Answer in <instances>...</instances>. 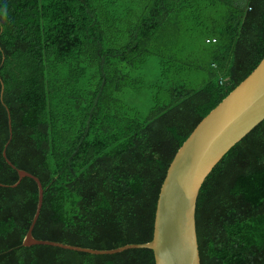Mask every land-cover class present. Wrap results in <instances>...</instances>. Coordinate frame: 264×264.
<instances>
[{"label": "trees", "instance_id": "obj_1", "mask_svg": "<svg viewBox=\"0 0 264 264\" xmlns=\"http://www.w3.org/2000/svg\"><path fill=\"white\" fill-rule=\"evenodd\" d=\"M263 57L264 0H0V264H155L22 246L38 189L16 168L43 187L34 237L147 242L177 149ZM195 223L200 264H264V119L204 179Z\"/></svg>", "mask_w": 264, "mask_h": 264}, {"label": "water", "instance_id": "obj_2", "mask_svg": "<svg viewBox=\"0 0 264 264\" xmlns=\"http://www.w3.org/2000/svg\"><path fill=\"white\" fill-rule=\"evenodd\" d=\"M8 117L10 126L9 114ZM263 119L264 57L196 124L177 149L159 188L152 238L147 242L128 243L111 249L82 247L34 237L32 229L43 201L42 184L37 176L16 168L7 158L4 148L2 155L5 161L18 173L17 181L11 186L18 185L23 177H30L38 189L35 211L21 245H51L90 254L148 248L153 252L155 264H200L195 223L199 189L222 156Z\"/></svg>", "mask_w": 264, "mask_h": 264}, {"label": "rangeland", "instance_id": "obj_3", "mask_svg": "<svg viewBox=\"0 0 264 264\" xmlns=\"http://www.w3.org/2000/svg\"><path fill=\"white\" fill-rule=\"evenodd\" d=\"M120 2L124 1V0H119ZM136 1H139V0H130V3H134ZM156 71V66L154 64V62H148L147 64V76L149 78H152V75L154 74V72ZM205 78V75L200 72V71H193L191 73V76H190V79L188 81V85L192 86V87H197L199 85H201V83L203 82ZM146 91H149L148 88L146 89ZM148 95V93H147ZM161 98L165 99L166 98V93L165 91L164 92H161ZM141 100L147 105L150 107L151 105V99L147 96H144L141 98ZM147 111V110H146Z\"/></svg>", "mask_w": 264, "mask_h": 264}, {"label": "built area", "instance_id": "obj_4", "mask_svg": "<svg viewBox=\"0 0 264 264\" xmlns=\"http://www.w3.org/2000/svg\"><path fill=\"white\" fill-rule=\"evenodd\" d=\"M209 40L210 41H214L215 39L214 38H212V39L211 38L210 39H206V41H209ZM219 82H221V80Z\"/></svg>", "mask_w": 264, "mask_h": 264}, {"label": "clouds", "instance_id": "obj_5", "mask_svg": "<svg viewBox=\"0 0 264 264\" xmlns=\"http://www.w3.org/2000/svg\"><path fill=\"white\" fill-rule=\"evenodd\" d=\"M6 14H7V11H6V7H5V9H4V15L6 16Z\"/></svg>", "mask_w": 264, "mask_h": 264}]
</instances>
